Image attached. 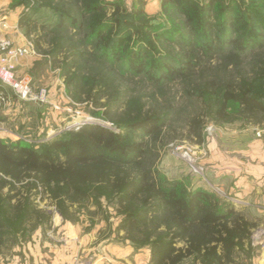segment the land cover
<instances>
[{
    "label": "trees",
    "instance_id": "obj_1",
    "mask_svg": "<svg viewBox=\"0 0 264 264\" xmlns=\"http://www.w3.org/2000/svg\"><path fill=\"white\" fill-rule=\"evenodd\" d=\"M160 3L164 13L182 14L184 19L149 18L147 0H135L131 11L116 0H83L77 5L82 8L79 16L66 0L58 5L52 0H25L19 26L28 34L35 23L31 10L38 13L47 7L53 14V30L87 28L84 47L72 43L76 66L87 68L96 61L156 88L175 80L189 88L195 78L212 70L209 67L219 56L226 59L220 66L227 68L264 45V12L245 0ZM109 7L113 11L107 16ZM46 66L45 60L37 61L31 73L36 77ZM91 75L93 81L101 77L100 72ZM263 78L262 69L251 80L243 77L238 87L228 82L218 88L215 80H209L197 85L196 94L206 107L218 101L215 111L220 116L232 104L264 113ZM74 81L75 76L68 84ZM137 106L138 101H131L116 122L120 132L83 124L39 146L0 137V244L26 238L30 225L51 222V213L37 209L33 197V190L42 189L56 201L65 220H72L68 213L72 199H90L93 191L108 199L118 197L123 214L119 229L142 236L132 237L131 243L136 249H150L149 264H182L187 259L231 264L236 254L247 250L246 243L252 248L255 223L232 201L204 187L167 181L153 168L147 143L161 134L168 116L157 106L145 110ZM190 124L201 140V118L193 117ZM7 183L11 186L5 192Z\"/></svg>",
    "mask_w": 264,
    "mask_h": 264
},
{
    "label": "rangeland",
    "instance_id": "obj_2",
    "mask_svg": "<svg viewBox=\"0 0 264 264\" xmlns=\"http://www.w3.org/2000/svg\"><path fill=\"white\" fill-rule=\"evenodd\" d=\"M24 1L0 0V16L1 13H5L4 11L9 12L13 9L20 10L21 13L25 9ZM66 1L71 3L70 9L73 14L79 16L82 8L78 6H81L83 0ZM116 1L127 11L136 7L135 0ZM245 1L264 12V0ZM52 2L58 5L60 0H52ZM29 7L34 10L35 6L32 4ZM112 11L113 8L109 7L107 16H110ZM145 11L149 18H155L158 22L164 20L176 22L184 19L182 14L164 13L160 1L147 0ZM31 13L35 23L28 34L26 28H22V31L28 37V41L34 44L38 61L45 60L47 63L48 77L51 75V79L49 77L41 86L48 93V102L45 103L44 111L49 123L44 125L40 132L26 139L17 140L39 146L65 130L89 124L87 122L120 132L116 122L124 115L131 101H138L136 108L143 106L144 110L153 106L159 107L161 111L167 113L168 119L161 134L149 139L147 143L148 160L153 161V168L167 181L180 180L190 188L204 187L232 201L236 210L255 223V227L251 237L252 248L246 243L245 249L249 250L236 254L231 264H264L262 194H251L246 203L238 204L231 190V182L234 180L230 178L225 186L216 178L219 169H231L232 174L235 175L236 172H247L248 167L258 169L264 166V158L260 155L261 149L264 148V113L260 110H245L232 104L225 114L220 116L215 111L219 105L218 101L214 106L206 107L202 98L196 94L197 85L200 83L203 85L209 80H215L218 88H221L228 82L238 87L243 77L253 79L257 72L264 70V45L243 55L238 64H230L227 68L220 66L226 59L224 56H219L220 58L214 60L209 67L212 70H209L204 77L195 78L189 88L180 80L156 88L140 79L130 80L117 70H111L106 66L105 68L96 61H92L87 68H82L79 64L76 66L72 43L84 47L82 39L87 33V28L83 27L80 32L72 27L64 31H55L51 27L54 18L50 9L43 7L38 13L32 10ZM88 19L85 18L89 23ZM212 71L214 72L211 73ZM93 72L101 74L97 81H93L91 77ZM73 76L76 81L68 84ZM263 79L261 92H264ZM51 80H54L53 84ZM53 87L56 88L52 90ZM195 116H199L203 121L201 140L194 134L190 124ZM45 123L46 121H43V124ZM6 126L0 125V133ZM10 186L11 184L7 183L3 190L7 192ZM91 194L92 198L87 200L80 198L72 201V199L71 202L74 204L68 212L72 217V220L68 221L79 225L83 234L98 237V241L104 242L123 240L131 243L132 237H142L135 232L119 229L123 214L118 197L108 199L95 191ZM33 197L37 209L51 213V221L65 219L49 192L42 189L38 192L33 190ZM93 197L98 198L99 201ZM39 224L36 223L33 228ZM30 226L28 230L32 229ZM42 226L48 228L50 223ZM9 240L12 238L2 246L6 252L11 248L13 241ZM179 245H182V242ZM182 264L201 263L187 259Z\"/></svg>",
    "mask_w": 264,
    "mask_h": 264
},
{
    "label": "crops",
    "instance_id": "obj_3",
    "mask_svg": "<svg viewBox=\"0 0 264 264\" xmlns=\"http://www.w3.org/2000/svg\"><path fill=\"white\" fill-rule=\"evenodd\" d=\"M4 12L0 16V39L7 37L18 45H25L29 39L19 26L20 10ZM3 22H6V26H3ZM38 60L37 53L21 57L17 61V69L19 73L30 74L35 86L40 87L49 77L51 79V75L48 77L45 68L34 77L31 71ZM51 82L53 84L54 80ZM54 88L56 87L52 90ZM44 110V103L21 101L10 87L0 85V125H7L0 137L11 140L26 139L40 132L49 123ZM43 121L46 123L43 124ZM260 155L264 158V148ZM216 178L225 186L230 178L234 180L231 182V190L238 204L246 203L248 196L254 193L262 194L264 198V166L258 169L248 167L247 172H236L235 175L231 169H219ZM24 237L26 238L21 240H9L12 244L8 252L2 248L8 239L0 244V264L150 263V249H136L130 241H98V237L83 234L79 225L63 218L53 219L48 228L38 225L29 229Z\"/></svg>",
    "mask_w": 264,
    "mask_h": 264
},
{
    "label": "built area",
    "instance_id": "obj_4",
    "mask_svg": "<svg viewBox=\"0 0 264 264\" xmlns=\"http://www.w3.org/2000/svg\"><path fill=\"white\" fill-rule=\"evenodd\" d=\"M6 26V22H3ZM36 54L31 41L18 45L13 40L3 37L0 39V85L10 87L21 101L47 103V90L35 86L33 77L28 73H19L17 61L29 54ZM4 100V97L1 98ZM93 124V122H87Z\"/></svg>",
    "mask_w": 264,
    "mask_h": 264
}]
</instances>
